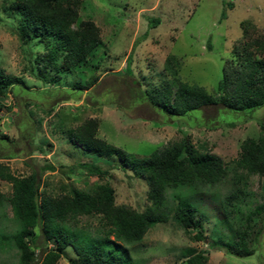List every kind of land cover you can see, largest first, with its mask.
Returning <instances> with one entry per match:
<instances>
[{"label": "rangeland", "instance_id": "374dc122", "mask_svg": "<svg viewBox=\"0 0 264 264\" xmlns=\"http://www.w3.org/2000/svg\"><path fill=\"white\" fill-rule=\"evenodd\" d=\"M15 1L0 0V69L15 84L0 95V163L16 176L42 169L41 193L57 196L71 187L91 192L96 183L107 182L116 204L144 209L148 185L143 178L123 170L116 155L88 157L70 140V131L91 118L99 121L98 137L136 157L185 138L219 157L228 169L239 156L241 142L259 136L264 106L233 112L209 105L180 117L157 111L141 95L170 78L165 61L171 55L180 62L181 81L214 93L222 66L241 36V24L248 22L255 28L253 36L264 39V0H80L73 27L92 21L100 44L70 69L63 67V58L47 59L49 41L20 39L21 17L11 11ZM152 19L159 23L150 27ZM91 164L102 172L88 169ZM228 175L201 194L182 190L196 207L195 225L187 230L173 218L177 202L170 193L168 220L150 228L137 244H121L130 263L184 264L192 253L207 252L204 264H264V217L250 222L249 256L233 244V227L222 220L219 202L232 190L230 171ZM246 179L243 195L234 200V227L264 201V177ZM11 192V184L0 180V194L10 197ZM17 223L9 202L3 201L0 264H18L17 249L7 238L19 228ZM66 228L90 243L103 239L107 226L100 215H82ZM199 231L201 239L196 238ZM32 238L40 243L38 228ZM76 261L69 247L56 264Z\"/></svg>", "mask_w": 264, "mask_h": 264}, {"label": "trees", "instance_id": "16d2710c", "mask_svg": "<svg viewBox=\"0 0 264 264\" xmlns=\"http://www.w3.org/2000/svg\"><path fill=\"white\" fill-rule=\"evenodd\" d=\"M79 3L80 0H16L11 4V11L21 17L20 39L49 41L46 51L49 61L63 58L66 69L78 66L100 44L99 29L92 21H80L73 27ZM158 23L156 19L148 21L150 27ZM241 25V36L232 45V58L222 66L214 93L181 81L180 62L171 55L165 61L170 78L160 87L144 91L143 100L163 114L180 117L209 105H220L233 112L264 106V39L253 36L255 28L248 22ZM8 87L14 88L15 84L0 69V95L5 94ZM98 125L96 118L86 120L70 131V140L80 145L83 155L88 157L116 155L123 170L143 178L148 185L144 209L139 211L116 204L114 190L107 182L96 183L91 192L71 187L57 196L41 193L42 169H33L28 176H16L7 165L0 163V180L12 186L10 197L0 194V204L9 202L13 218L19 224L16 232L7 237L17 249L18 264H56L69 247L77 256L75 264H131L121 244H137L150 228L168 220L166 209L170 193L177 202L173 218L184 229H190L195 225L196 207L185 199L182 190L201 194L204 187L225 182L228 171L232 190L219 202L218 208L222 220L233 227L237 239L233 244L241 246L245 255H251L247 249L250 222L256 216L264 217V201L255 205L235 227L233 216L238 211L233 207L234 200L244 193L248 175L264 177V123L260 124L258 137H248L241 142L239 156L230 169L219 157L199 150L185 138L149 156L136 157L98 137ZM88 169L102 172L94 164ZM82 215L101 216L103 225L107 226L103 239L88 243L70 234L66 223ZM36 228L41 236L39 244L32 238ZM196 238L201 239V231L196 233ZM37 246L39 251H35ZM227 250L232 251L231 247ZM207 257V252H195L184 264H204Z\"/></svg>", "mask_w": 264, "mask_h": 264}]
</instances>
